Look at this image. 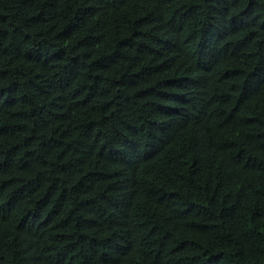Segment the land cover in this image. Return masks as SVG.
<instances>
[{
	"label": "trees",
	"instance_id": "16d2710c",
	"mask_svg": "<svg viewBox=\"0 0 264 264\" xmlns=\"http://www.w3.org/2000/svg\"><path fill=\"white\" fill-rule=\"evenodd\" d=\"M0 264H264V0H0Z\"/></svg>",
	"mask_w": 264,
	"mask_h": 264
}]
</instances>
